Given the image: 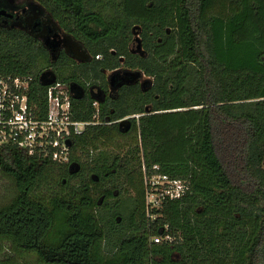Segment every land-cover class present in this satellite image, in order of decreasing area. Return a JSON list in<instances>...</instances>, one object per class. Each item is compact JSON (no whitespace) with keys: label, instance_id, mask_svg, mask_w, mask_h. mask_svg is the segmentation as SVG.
Instances as JSON below:
<instances>
[{"label":"trees","instance_id":"trees-1","mask_svg":"<svg viewBox=\"0 0 264 264\" xmlns=\"http://www.w3.org/2000/svg\"><path fill=\"white\" fill-rule=\"evenodd\" d=\"M35 1L100 57L54 62L33 35L3 26L0 75L30 76L44 106L51 68L75 89L74 118L97 123L74 137L67 163L0 148L16 189L0 204V264H264V0ZM118 69L147 82L97 101L87 89L105 91V71ZM154 165L189 189L151 220Z\"/></svg>","mask_w":264,"mask_h":264},{"label":"built area","instance_id":"built-area-1","mask_svg":"<svg viewBox=\"0 0 264 264\" xmlns=\"http://www.w3.org/2000/svg\"><path fill=\"white\" fill-rule=\"evenodd\" d=\"M47 87L43 106L41 102L32 101L30 76L0 75V148L17 146L29 155L67 163L72 146L69 141L73 142L75 136L97 122L74 118L72 94L66 84L56 81ZM94 106L97 107L98 102H94ZM144 182L145 210L151 220L156 218L155 210H162L167 201L182 198L189 189L184 180L161 172L158 165L151 171L144 167ZM151 239L156 244L172 241L170 235H155Z\"/></svg>","mask_w":264,"mask_h":264},{"label":"flooded vegetation","instance_id":"flooded-vegetation-1","mask_svg":"<svg viewBox=\"0 0 264 264\" xmlns=\"http://www.w3.org/2000/svg\"><path fill=\"white\" fill-rule=\"evenodd\" d=\"M1 9H6L13 16L9 17L1 14L0 27L10 26L12 28L24 30L28 32L29 35H33L44 45L54 62L56 60H61L70 64H84L90 63L100 57L94 56L93 52L85 45V39L78 38L75 33H72L66 26L60 24L44 5H41L35 0H0V10ZM105 73L108 80V88H106L105 91L98 86H91L87 89L92 96L100 98L103 102L113 96L117 86L123 83L125 79H132L125 75L124 69L105 71ZM43 74L45 76H51L55 73L51 68H46L42 75ZM114 76L115 79L113 81L112 79ZM141 80L143 81L144 78L142 77ZM74 90L75 89H70L71 94H74ZM85 92L86 90L83 91V93ZM130 117L132 116H127L119 122H125ZM123 126L124 124L120 125L121 132L124 131L123 133L128 134V136H125V139L129 136H133L135 130L132 124L126 125L125 122V128H123ZM107 190L114 193L116 196L119 194V190L114 189L112 186H109ZM104 198L105 196L101 197L102 202Z\"/></svg>","mask_w":264,"mask_h":264},{"label":"rangeland","instance_id":"rangeland-1","mask_svg":"<svg viewBox=\"0 0 264 264\" xmlns=\"http://www.w3.org/2000/svg\"><path fill=\"white\" fill-rule=\"evenodd\" d=\"M120 140H121V137L118 136L115 139L108 140L107 143L109 145L111 143L114 146H116L118 144V141L120 142ZM125 145H127L126 144V140H125ZM14 188H15L14 181L11 178H9L7 175L2 174L0 172V204H4L6 202L9 203V200L12 198V196L14 194L16 196V189H15V192H14ZM15 196H14V198H15ZM127 206H128L127 203L126 204L125 203H122L121 211H119L120 215L123 216L124 218H125V216L127 214V211H128ZM23 264H37V263H36V259L35 258H32L31 260L29 259L27 262L25 261Z\"/></svg>","mask_w":264,"mask_h":264},{"label":"water","instance_id":"water-1","mask_svg":"<svg viewBox=\"0 0 264 264\" xmlns=\"http://www.w3.org/2000/svg\"><path fill=\"white\" fill-rule=\"evenodd\" d=\"M1 14H4V15H7L9 17H12L13 15L11 13H9L6 9H1L0 10V15ZM125 75L131 77L132 79L131 80H127L125 79L123 81V83H131V82H135L137 80H140L142 78V72L141 71H128V70H125ZM115 79V76L113 77V81ZM40 81H41V84L44 85V86H49L51 84H54L56 81H57V76L55 74H52L49 78H46V76L43 74L40 78ZM147 81L143 80V84H145ZM123 83H120L118 86H120L121 84ZM97 100H100L98 97L96 98ZM69 144H72L71 141H69Z\"/></svg>","mask_w":264,"mask_h":264},{"label":"crops","instance_id":"crops-1","mask_svg":"<svg viewBox=\"0 0 264 264\" xmlns=\"http://www.w3.org/2000/svg\"><path fill=\"white\" fill-rule=\"evenodd\" d=\"M98 101V100H97Z\"/></svg>","mask_w":264,"mask_h":264}]
</instances>
